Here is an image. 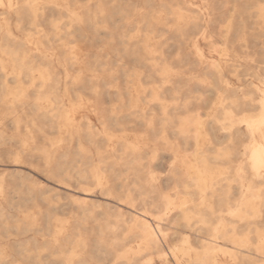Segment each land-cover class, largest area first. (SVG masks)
Segmentation results:
<instances>
[{
	"label": "snow or ice",
	"instance_id": "6c2138e0",
	"mask_svg": "<svg viewBox=\"0 0 264 264\" xmlns=\"http://www.w3.org/2000/svg\"><path fill=\"white\" fill-rule=\"evenodd\" d=\"M211 8L0 0L22 12L15 28L0 22V200L13 165H26L15 179L29 197L0 220V264H215L221 237L249 240L257 216L264 242V153L257 163L253 150L264 145V0L239 29L217 28ZM113 161L132 162L135 186L113 187ZM49 183L129 214L113 220L79 198L60 213Z\"/></svg>",
	"mask_w": 264,
	"mask_h": 264
},
{
	"label": "bare ground",
	"instance_id": "6f19581e",
	"mask_svg": "<svg viewBox=\"0 0 264 264\" xmlns=\"http://www.w3.org/2000/svg\"><path fill=\"white\" fill-rule=\"evenodd\" d=\"M237 1L240 0H199L200 3L211 4L212 20L213 24L217 28L223 23H226L228 19H231L233 20L234 26L239 29L244 25L254 22L253 11L255 7L260 4V0H242L240 3L243 4V8L238 7L239 4ZM12 2L14 4L17 2L23 3V0H12ZM116 2H119V0H116ZM156 2L179 6L192 3L193 0H156ZM21 17L22 12L0 9V22H3V26L5 28L9 24L15 28L18 18ZM251 43L254 48L259 47L260 37L258 30ZM174 47L175 45L169 44L165 51ZM129 59L134 60V56L130 54ZM41 123L45 125L46 132L49 135L59 133L58 128L52 127L50 120L41 121ZM3 127L10 128L11 122L9 121V123L7 125H3ZM131 138L134 140L136 137L135 135H132ZM253 150L256 153L257 163H259L261 155L264 153V145L257 141ZM33 155L38 154L33 153ZM74 161L75 155L69 147L66 154L61 157V166L65 169L66 174L72 168ZM4 170L9 172V182L6 187V197L0 200V220L4 217L12 216L18 208L22 205H26L29 199L28 195L23 194L17 189L15 179L17 176H23L26 174V165H13L11 169ZM27 171L31 170L27 169ZM110 173L113 176V180L110 182L113 184V187H119L120 190L127 189L130 186H135L138 181V175L134 171V165L131 161L126 162L123 165L118 161H113V167L110 168ZM48 189L49 192L56 197L54 203L58 206L60 213L67 211L69 215H71V205L78 198L94 204V211L96 212H103L105 216H109L111 213V218L113 220L118 221V214L121 212H123L124 215H128L130 211L126 205L120 206L118 202L111 200L110 196L101 195L96 191L81 193L76 187H72L71 185L65 187L61 184L54 183H49ZM45 195L47 194L45 193ZM142 195L149 196L150 194L147 190H145ZM80 214L82 215L83 212ZM131 214L135 215L134 212ZM48 227L49 225L47 219L40 222L39 231L35 234V236L41 242H43L44 238L40 235V233L46 232ZM260 230L261 224L259 216H257V220L254 222V226L252 227L253 235L249 240L242 239L241 234H237L236 236L227 239L221 237V239L217 242V248L219 251H216L210 259H212L215 264H264V242L261 241ZM247 231L248 229L245 228L244 232L247 233ZM130 246H139V241H133ZM196 258L197 257L193 255L192 259L195 260Z\"/></svg>",
	"mask_w": 264,
	"mask_h": 264
},
{
	"label": "rangeland",
	"instance_id": "374dc122",
	"mask_svg": "<svg viewBox=\"0 0 264 264\" xmlns=\"http://www.w3.org/2000/svg\"><path fill=\"white\" fill-rule=\"evenodd\" d=\"M242 0H240V1H237V3L239 4V6L238 7H240V8H243V4H241L240 2H241ZM47 194V193H46Z\"/></svg>",
	"mask_w": 264,
	"mask_h": 264
}]
</instances>
